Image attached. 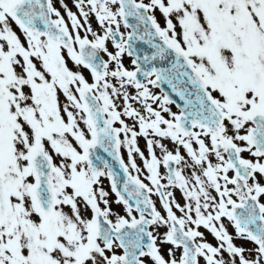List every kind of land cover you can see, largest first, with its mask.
Listing matches in <instances>:
<instances>
[{
  "label": "snow or ice",
  "instance_id": "snow-or-ice-1",
  "mask_svg": "<svg viewBox=\"0 0 264 264\" xmlns=\"http://www.w3.org/2000/svg\"><path fill=\"white\" fill-rule=\"evenodd\" d=\"M0 264H264V0H0Z\"/></svg>",
  "mask_w": 264,
  "mask_h": 264
},
{
  "label": "rangeland",
  "instance_id": "rangeland-1",
  "mask_svg": "<svg viewBox=\"0 0 264 264\" xmlns=\"http://www.w3.org/2000/svg\"><path fill=\"white\" fill-rule=\"evenodd\" d=\"M69 3V6H72V0H67ZM57 7H59V4L57 3ZM73 11H75V8H73ZM141 147L143 148V141H141ZM107 183V182H106ZM210 242H216L210 235L208 236ZM237 243H240L239 241H236Z\"/></svg>",
  "mask_w": 264,
  "mask_h": 264
}]
</instances>
